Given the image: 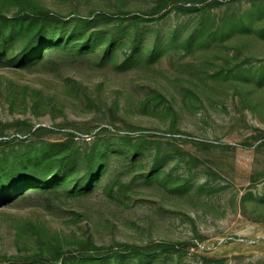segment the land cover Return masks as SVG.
<instances>
[{
  "label": "rangeland",
  "instance_id": "374dc122",
  "mask_svg": "<svg viewBox=\"0 0 264 264\" xmlns=\"http://www.w3.org/2000/svg\"><path fill=\"white\" fill-rule=\"evenodd\" d=\"M38 1L66 15L138 12L153 4ZM215 1L193 14L173 11L159 22H142L145 44L179 30L150 62L117 67L130 53L125 47L105 64L90 57L56 69L0 66V139L9 146L71 135L82 144L102 127H110L106 136L114 141L117 132L146 137L134 161L113 156L121 189L34 193L1 206L0 262L16 256L22 264L58 251L128 255L126 244L173 242L176 248L157 250L151 264H264V0ZM16 4L0 0L5 11ZM246 16L251 30L211 36L226 21ZM201 27L205 36L184 43ZM68 82L83 88L67 92ZM154 92L164 95L151 99L159 106L143 109ZM30 126L46 129L34 136Z\"/></svg>",
  "mask_w": 264,
  "mask_h": 264
},
{
  "label": "trees",
  "instance_id": "16d2710c",
  "mask_svg": "<svg viewBox=\"0 0 264 264\" xmlns=\"http://www.w3.org/2000/svg\"><path fill=\"white\" fill-rule=\"evenodd\" d=\"M16 2L17 9L14 11H5L0 6V66L18 69L47 65L56 69L63 62L90 57H96L105 64L116 61L125 47L130 48V53H125V59L117 67L124 69L128 65L150 62L162 53V48L175 41L179 30H172L162 39L155 38L145 44L140 31L142 22H159L173 11L193 14L220 3L215 0H153L148 9L138 12L114 9L66 15L51 10L38 0ZM246 22L247 16L230 19L211 36L217 37L215 35L221 29L223 36L236 30H251L244 26ZM259 34L264 37V29ZM205 35L204 28H198L185 37L184 43L193 45L198 37ZM79 86L68 82L63 90H82ZM163 97L161 93L154 92L152 98L142 103V108L156 109L160 103L153 104L151 99ZM166 107L171 109L170 105ZM32 129L30 126L29 130ZM45 129L38 126L32 133L35 136ZM110 131V127H102L91 139H84L82 144L75 139V135H71L53 141L32 139L16 148L1 138L0 207L18 204L34 193L85 195L97 187L110 190L118 184L120 189L123 188V179L113 175V156L124 154L126 159L134 161L137 154L145 149L146 137L139 135L133 139L130 132H117V140L114 141L106 136ZM0 136L3 134L0 133ZM153 166L156 167L155 164ZM167 176V179L171 177ZM158 177L157 174L156 179ZM175 248L173 242H161L156 246L126 244V250L131 253L128 255L119 250L108 255L92 251L66 255L64 251H58L52 257L38 256L22 264H151L157 250L167 253ZM20 260V257L14 256L0 264H21Z\"/></svg>",
  "mask_w": 264,
  "mask_h": 264
}]
</instances>
